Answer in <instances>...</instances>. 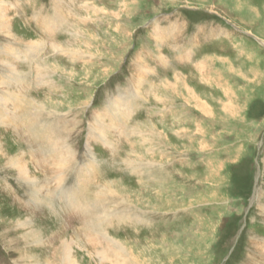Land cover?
I'll return each instance as SVG.
<instances>
[{
  "label": "rangeland",
  "instance_id": "1",
  "mask_svg": "<svg viewBox=\"0 0 264 264\" xmlns=\"http://www.w3.org/2000/svg\"><path fill=\"white\" fill-rule=\"evenodd\" d=\"M1 15L0 264H264V0Z\"/></svg>",
  "mask_w": 264,
  "mask_h": 264
},
{
  "label": "bare ground",
  "instance_id": "2",
  "mask_svg": "<svg viewBox=\"0 0 264 264\" xmlns=\"http://www.w3.org/2000/svg\"><path fill=\"white\" fill-rule=\"evenodd\" d=\"M95 10V9H94ZM5 14V13H4ZM0 17H3L2 15L0 16ZM4 18V17H3ZM64 20H66V18H64ZM2 22H3V19L1 20ZM78 32V31H77ZM42 66H41V64L39 65V68L42 70H44V66L41 68ZM239 75V74H238ZM165 83H164V85L166 86L165 88H171L173 91H175V89H177V86L176 85H172L170 82H168V81H164ZM182 82V81H181ZM177 83H179L178 81H177ZM186 84V83H185ZM185 87H186V92L188 93V94H190L192 91H191V88L186 84L185 85ZM229 93V92H228ZM192 94V93H191ZM228 97V96H227ZM189 98L191 99V101H194L196 104H198L199 102L197 101V99H198V97H197V99H196V97L195 96H193V95H191V96H189ZM189 101V100H188ZM201 103V102H200ZM198 106V105H197ZM204 106V105H203ZM206 108H207V106H205ZM226 109V108H225ZM204 112V111H203ZM205 113V112H204ZM120 125V124H119ZM102 126V125H101ZM116 126V125H115ZM108 127V126H107ZM155 128V127H154ZM108 129V128H107ZM155 133V132H154ZM135 134V133H134ZM141 141V140H140ZM140 141H138V142H140ZM143 141V140H142ZM145 141V140H144ZM146 142V141H145ZM145 144V143H144ZM54 149H58L56 146L55 147H53ZM49 151H50V153H51V150L49 149ZM50 153H45V155H50ZM53 155V154H52ZM45 158H47V157H45ZM22 159V158H21ZM13 163L14 164H16V165H18V166H20L21 167V162H20V160L19 159H16L15 161L13 160ZM22 173H23V178H28L29 179V182H30V178H29V175L25 172V170H22ZM33 182H36L35 180H32ZM114 181V180H113ZM33 184V183H32ZM113 190V189H112ZM112 190H109L108 189V191H110V193H109V195H111V193H112ZM106 193V192H105ZM107 201V200H106ZM88 228V227H87ZM105 229V228H104ZM103 229V230H104ZM88 230H90V229H88ZM87 230V231H88ZM91 231V230H90ZM91 233V232H90ZM93 233V232H92ZM88 235V234H87ZM104 235V238H105V241L107 242V244H108V246L110 247L111 245H116L117 247H121L120 246V243L122 244V242L120 241V242H118V240H116L115 238H113V237H111L109 234H107V233H104L103 234ZM89 236V235H88ZM90 236H91V234H90ZM90 238V237H89ZM102 240V239H101ZM88 241H90V240H88ZM104 241V242H105ZM69 242V241H68ZM71 242V241H70ZM63 243H64V241H63ZM62 243V244H63ZM61 244V245H62ZM106 244V245H107ZM73 245H75V243H74V241H73ZM62 246H64L65 247V249H64V251L67 253V256L69 257V258H73L74 257V255H73V251H74V249L72 248V243H64ZM128 246V245H127ZM73 249V250H72ZM121 249H122V247H121ZM129 249V248H128ZM123 250V249H122ZM76 251V250H75ZM78 252V251H77ZM60 253V252H59ZM227 254V253H226ZM63 255V254H62ZM64 256V255H63ZM102 256H103V258H104V253L102 254ZM78 257V256H77ZM125 257H127V256H125ZM62 259V258H61ZM64 260V259H63ZM130 260V259H129ZM64 262V261H63ZM66 262V261H65ZM70 262H72V264H76L75 263V261L73 262V260L72 259H70ZM79 262V261H78ZM84 262V261H83ZM114 263V262H113ZM117 263V262H116ZM38 264V263H37ZM66 264V263H65ZM69 264H71V263H69Z\"/></svg>",
  "mask_w": 264,
  "mask_h": 264
},
{
  "label": "water",
  "instance_id": "3",
  "mask_svg": "<svg viewBox=\"0 0 264 264\" xmlns=\"http://www.w3.org/2000/svg\"><path fill=\"white\" fill-rule=\"evenodd\" d=\"M257 181H258V179H257ZM256 181V183H255V187H254V191H253V197H252V199L250 200V204H252L253 202H254V199H255V195H256V193H257V182Z\"/></svg>",
  "mask_w": 264,
  "mask_h": 264
}]
</instances>
